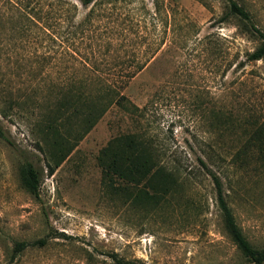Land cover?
<instances>
[{
	"label": "rangeland",
	"instance_id": "rangeland-1",
	"mask_svg": "<svg viewBox=\"0 0 264 264\" xmlns=\"http://www.w3.org/2000/svg\"><path fill=\"white\" fill-rule=\"evenodd\" d=\"M237 1L264 31V0ZM89 8L80 6L75 21ZM92 20L91 37L74 46L23 41L7 46L14 57L25 55L19 62L0 54V92L8 80L13 88L32 82L35 49L61 52L42 79L47 71L57 80L94 74L113 81L144 64L123 89L138 108L100 107L106 110L79 140L88 123L81 107H64L59 132L51 122L57 107H0V264H116L113 254L130 264H247L200 159L220 177L248 239L263 247L264 59L248 60L260 39L226 0H98ZM133 132L173 172L166 190L162 172L150 188L146 177L137 183L100 164L112 138ZM214 142L224 160L208 158ZM65 154L50 173L47 162ZM26 160L41 172L38 197L20 182ZM40 238L45 245L12 256L16 241Z\"/></svg>",
	"mask_w": 264,
	"mask_h": 264
},
{
	"label": "trees",
	"instance_id": "trees-1",
	"mask_svg": "<svg viewBox=\"0 0 264 264\" xmlns=\"http://www.w3.org/2000/svg\"><path fill=\"white\" fill-rule=\"evenodd\" d=\"M98 0H0V23L6 26L4 32L0 33V54L4 53V58L11 61L12 58L19 62L25 58L21 54L14 57L9 53V45L18 42H30L36 46H44L46 42L48 48L61 46L62 43L69 42L72 46L76 42L91 37L94 22L92 20L95 13V5ZM110 1V0H109ZM231 14L238 15L248 21L249 30L255 34L260 42L258 46L248 53V60L264 59V31L252 22L250 12L237 0H226ZM89 8L85 17L81 21H75L79 8ZM105 11V10H104ZM8 48V49H6ZM48 52V53H47ZM41 52L35 49L30 53L34 68L28 69L33 73L32 82L24 84L22 87L13 88L9 85L3 87L0 92V107H57L56 114L51 122H56L54 128L59 132L65 117L64 107H81L77 112L88 120L87 125L78 133L76 139H80L88 132L107 107L116 104L120 107H137L124 93L123 89L129 84L132 77L144 68V64L137 62L134 70L127 74L125 78L113 81L101 78L94 74H84L79 77H68L64 80L54 79L46 71L47 77L40 78L41 72L46 68L56 65L60 59V53ZM73 54V53H72ZM13 56V57H12ZM19 59V61H18ZM91 63H95L91 61ZM91 64V65H93ZM86 66V64H85ZM17 69L24 70L23 64H18ZM92 70V67H87ZM21 76V73H17ZM40 76V77H39ZM45 90L46 99L41 97L39 90ZM85 107V108H84ZM95 107H99L97 110ZM100 107H106L105 109ZM44 118V116H42ZM50 122V123H51ZM49 123V124H50ZM53 125H49L48 128ZM49 128V129H50ZM37 132V128L34 126ZM46 130L45 128L42 129ZM0 136H4V131L0 126ZM47 134L43 132L45 139ZM154 146V145H153ZM150 142L144 141L135 132L125 133L112 138L108 144L100 151L99 162L107 172L112 171L122 177H128L137 183L146 177L145 184L150 188H156L153 182V176L156 174L164 175L160 182L159 189L166 190L169 181L168 176L173 172L168 166L159 161L158 158H152L151 153L156 151ZM222 144L214 142L209 144L207 149L210 160H224ZM206 152V151H204ZM67 154V153H66ZM66 154L55 161L53 165L47 162L50 173H53L66 156ZM201 165L208 170L213 177L217 193L218 206L221 210L224 227L237 248L245 256L247 264H264V246L258 248L254 246L238 224L236 217L229 205L223 183L218 175L209 167V164L200 159ZM154 171L153 175L150 173ZM20 182L22 186L33 196L38 197L41 185V172L32 161H24L19 168ZM170 179V178H169ZM173 181L172 179H170ZM47 242L46 238H40L33 241L19 240L14 243L13 254L24 251L28 246H43ZM116 264H130L129 261L112 255Z\"/></svg>",
	"mask_w": 264,
	"mask_h": 264
}]
</instances>
